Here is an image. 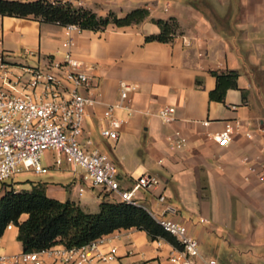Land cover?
<instances>
[{"label": "crops", "instance_id": "1", "mask_svg": "<svg viewBox=\"0 0 264 264\" xmlns=\"http://www.w3.org/2000/svg\"><path fill=\"white\" fill-rule=\"evenodd\" d=\"M120 1L84 0L83 8L99 16L113 12L119 18L145 8L149 17L138 25H109L101 32L72 34L71 54L88 71L97 100L87 110L82 143L92 140L89 151L98 150L115 164L122 190L131 189L142 174L158 178L161 184L156 191L136 193V205L152 215L151 208H155L160 216L169 207L164 217L184 224L198 246L204 235L223 237L227 232L250 247L264 246V187L257 177L264 171V116L261 105L247 94L249 69L264 71V0H227L230 6L221 8L228 15L224 23L188 0ZM170 17L178 23V36L168 43L146 42L145 37L159 33L150 20ZM0 34L3 48L18 62L31 61L33 66L46 68L64 58L63 27L0 17ZM230 71L238 74L237 87L226 91L223 102L210 100L216 87L213 73ZM120 81L133 85L135 91L130 95V109L118 114L123 120L118 139L110 142L101 138L99 129L105 124L104 109L119 98ZM165 106L175 109L174 120L168 124L158 117ZM227 123L234 133L229 145L221 148L212 137ZM175 133L185 139L180 147ZM64 166L73 172L75 181L84 183L76 178L77 171ZM45 185L49 198L72 201L91 213L86 203L71 197L69 187ZM90 189L99 211L101 191ZM157 194L165 197V203L157 201ZM26 218L22 215L20 220ZM17 234L14 226L4 232L0 254L23 252ZM104 238L98 252L115 248L116 259L95 260L94 264H170L171 246L158 247L143 231L120 229ZM199 253L203 259H214L202 250Z\"/></svg>", "mask_w": 264, "mask_h": 264}, {"label": "built area", "instance_id": "2", "mask_svg": "<svg viewBox=\"0 0 264 264\" xmlns=\"http://www.w3.org/2000/svg\"><path fill=\"white\" fill-rule=\"evenodd\" d=\"M52 5L68 4L83 8L84 0H46ZM66 39L62 43L65 55L62 61H52L46 68L18 62L3 48L0 34V184L23 172L39 175L47 171L40 164V157L46 151L55 153L53 166L68 165L74 172L84 171L83 182L92 189H98L116 197L119 201L136 205L138 191L154 192L160 186L158 178L142 174L135 178L131 189L122 190L117 181L116 166L98 150L89 151L93 142L90 139L82 143L84 122L87 110L97 103L89 86L90 75L81 62L73 58L72 34L80 32L75 25L63 27ZM26 56L33 54L26 52ZM119 98L108 104L102 113L105 124L100 127L101 138L110 142L118 139L123 120L118 117L122 111L129 110L130 95L135 87L127 82L118 84ZM175 109L165 106L158 117L165 124L174 120ZM236 127L239 124H235ZM234 128L227 123L224 129L212 137L218 147L224 148L232 141ZM178 137L177 147L185 143ZM246 137H250L246 134ZM258 180L264 187V171L258 174ZM81 191V190H80ZM161 204L165 203L162 194L155 196ZM165 207L161 219L154 215L157 223L179 244L176 248L161 238L153 240L158 247L167 243L171 246L168 257L170 264H218L214 259H203L198 250V242L188 232L187 227L177 221L164 217L170 211ZM13 227L9 224L6 230ZM105 236L97 238L78 248H66L55 245L41 252H21L16 255L0 254V264H94V261L109 263L116 259L115 248L99 253Z\"/></svg>", "mask_w": 264, "mask_h": 264}, {"label": "trees", "instance_id": "3", "mask_svg": "<svg viewBox=\"0 0 264 264\" xmlns=\"http://www.w3.org/2000/svg\"><path fill=\"white\" fill-rule=\"evenodd\" d=\"M0 17L33 19L59 27L75 25L81 31L101 32L109 25L117 28L138 25L149 17V11L137 8L119 18L113 12L99 16L84 8L60 3L52 5L46 0H0ZM150 22L158 27L159 33L145 37L146 42L168 43L179 34L178 23L172 17L151 19ZM213 75L216 87L209 94L210 100L223 102L226 91L237 87L238 74L230 71ZM30 184V190L16 191L10 187L0 195V238L12 224L18 229L17 240L22 244L23 252H41L55 245L78 248L116 230L131 228L145 232L151 241L161 238L180 248L174 237L143 207L121 202L111 194L101 192L99 211L86 213L72 201L49 198L45 184ZM22 215L27 216L24 221L20 220Z\"/></svg>", "mask_w": 264, "mask_h": 264}, {"label": "rangeland", "instance_id": "4", "mask_svg": "<svg viewBox=\"0 0 264 264\" xmlns=\"http://www.w3.org/2000/svg\"><path fill=\"white\" fill-rule=\"evenodd\" d=\"M89 1V0H87ZM115 2H121L120 0H112ZM194 2L195 5L203 10L209 11V17L215 20L222 21L228 17L226 14H222V7H229L230 4L227 0H188ZM207 11V12H208ZM256 48L251 47V50ZM30 65H33L29 61ZM247 94L259 107L261 105L262 115L264 116V71L258 72L253 68L249 69V90ZM92 132V126H89ZM55 153L53 151H46L40 157V164L47 168V171L43 174H33L32 172H23L15 175L12 178L7 179L0 184V195L7 188H14L16 191L30 190V183H43L48 185H60L63 187H69L71 191V197L76 198L81 203H86L89 208L88 211L96 213L98 206L95 207L96 199L93 197V192L89 187H86V183L75 181V175L71 170L65 168L62 164L61 169H57L53 166L55 160ZM68 166V165H67ZM50 167V168H48ZM78 178L82 182L84 177V171L82 169L77 170ZM79 189H81V196H79ZM95 196V195H94ZM97 209V210H95ZM151 212L161 219V216L157 209L151 208ZM205 226V225H204ZM207 227V226H205ZM247 241L234 239L232 234L225 233L223 237L212 235H204L201 241V245L198 246V250H202L208 257L216 259L218 264H262L261 260L264 259V246L250 247L247 245ZM261 258V259H260Z\"/></svg>", "mask_w": 264, "mask_h": 264}, {"label": "water", "instance_id": "5", "mask_svg": "<svg viewBox=\"0 0 264 264\" xmlns=\"http://www.w3.org/2000/svg\"><path fill=\"white\" fill-rule=\"evenodd\" d=\"M261 123L264 124V121H262Z\"/></svg>", "mask_w": 264, "mask_h": 264}]
</instances>
